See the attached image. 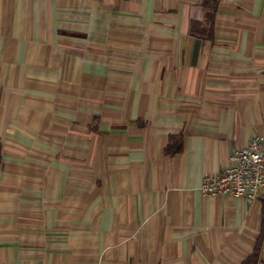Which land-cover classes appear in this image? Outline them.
Returning a JSON list of instances; mask_svg holds the SVG:
<instances>
[{
    "label": "crops",
    "instance_id": "crops-1",
    "mask_svg": "<svg viewBox=\"0 0 264 264\" xmlns=\"http://www.w3.org/2000/svg\"><path fill=\"white\" fill-rule=\"evenodd\" d=\"M203 2L0 0V264H264V192L199 191L264 136V0Z\"/></svg>",
    "mask_w": 264,
    "mask_h": 264
},
{
    "label": "built area",
    "instance_id": "built-area-1",
    "mask_svg": "<svg viewBox=\"0 0 264 264\" xmlns=\"http://www.w3.org/2000/svg\"><path fill=\"white\" fill-rule=\"evenodd\" d=\"M199 191L205 196L244 198L252 202L264 192V136L236 149L227 166L215 176H205Z\"/></svg>",
    "mask_w": 264,
    "mask_h": 264
},
{
    "label": "trees",
    "instance_id": "trees-1",
    "mask_svg": "<svg viewBox=\"0 0 264 264\" xmlns=\"http://www.w3.org/2000/svg\"><path fill=\"white\" fill-rule=\"evenodd\" d=\"M218 0H204L203 6L205 11L207 12L206 18L209 29L211 28L213 24L214 14L216 11ZM196 24L192 25V30H195ZM258 256H259V248H256L252 255L248 257L243 264H257L258 262Z\"/></svg>",
    "mask_w": 264,
    "mask_h": 264
}]
</instances>
